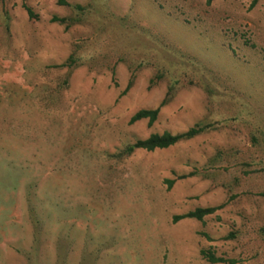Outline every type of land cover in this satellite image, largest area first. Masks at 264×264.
<instances>
[{
  "label": "rangeland",
  "instance_id": "obj_1",
  "mask_svg": "<svg viewBox=\"0 0 264 264\" xmlns=\"http://www.w3.org/2000/svg\"><path fill=\"white\" fill-rule=\"evenodd\" d=\"M103 2L107 11L210 68L237 93L241 109L208 101L200 86L182 84L151 126L147 120L130 124L135 111L159 103L167 85L163 80L149 88L154 68L148 66L124 92L130 70L122 62L115 79L103 65L76 67L57 93L56 80L66 69L47 65L98 32L91 24L65 29L49 21L69 12L57 0H5L11 18L9 33L0 18V264H28L36 231L29 203L44 215L40 264L59 256L65 264H211L201 249L235 260L215 264H264V0L254 7L251 0ZM23 3L37 18L28 17ZM116 34L109 29L102 39L120 48ZM111 46H105L110 54ZM244 108L248 116L188 141L112 156L152 132L184 131L207 115L222 113V119ZM217 150L234 152L210 164ZM191 171L208 175L177 178L168 188L166 178ZM221 203L202 220L172 221L175 214ZM230 232L236 236L226 238Z\"/></svg>",
  "mask_w": 264,
  "mask_h": 264
},
{
  "label": "trees",
  "instance_id": "obj_2",
  "mask_svg": "<svg viewBox=\"0 0 264 264\" xmlns=\"http://www.w3.org/2000/svg\"><path fill=\"white\" fill-rule=\"evenodd\" d=\"M211 1L212 0H206L207 4ZM258 1L259 0H251L250 7H254ZM4 2L5 0H0V18L4 30L9 33L11 17ZM57 2L60 5L67 6L69 12L62 16L53 14L49 21L63 25L65 29L74 25L91 24L99 35V39L97 37L89 41V38H85L80 42L73 43L70 53L63 61L58 64L47 65V68L49 69H66L65 74L58 76L56 80V87L53 90L57 93L68 86L70 73L76 67L87 65L88 68H95L99 65H103L111 71L112 78L115 79V65L122 62L130 70V76L124 88V92L132 86L137 71L148 66H153L154 68L153 75L149 79L148 87L151 88L163 80L166 81L167 85L165 94L159 103L154 108H141L135 111L129 118L128 122L130 124L139 120H147V124L151 126L157 120L161 108L173 100L179 86L182 84L200 86L206 92L208 101H213V103H221L226 100L233 105L242 104L237 93L233 91L230 86L225 87L218 82L217 77L212 75L214 74L213 71L202 62L171 46L165 41V39H162L160 35L152 34L151 31L144 28H137L131 20L129 21L125 17L117 16L107 11L103 0H88L85 3L69 2L67 0H57ZM22 6L30 19L37 18V14L28 4L23 3ZM112 28H116L117 31L114 39L117 41H123L124 45L120 48L115 44L116 48L112 47L107 42L109 39H102V35ZM106 45L111 46L112 52L114 53L116 51V54H110L105 51ZM4 92L6 95L7 92L5 90ZM51 97L53 96H49V98ZM237 108L241 109L238 105ZM238 109L235 114H231L230 117L228 116L222 119H219L222 113L219 115L216 114V116L207 115L210 118H202L184 131L176 133L170 131L152 132L147 137L136 138L133 142L126 143L117 152L113 153L112 156L116 159H122L131 155L138 149L153 151L155 149L167 148L193 139L202 133L216 130L227 120L235 121L237 119H242L243 115L246 114V116H248L249 113H251L250 110L245 108L244 109L247 110V112L239 111ZM258 133V128L251 132L250 139L254 146L258 145ZM233 152L234 150H217L209 159V163L213 164L222 159H230V157L233 156ZM195 174H199L202 177L208 175L205 171H191L187 174H181L173 179L166 178L165 182L168 184L169 188L177 178H184ZM235 180H238V178H235ZM26 195H32L31 191L27 190ZM223 205L224 203L216 206H198L184 213L175 214L172 217V221L176 222L184 218L202 220L204 216L214 213L222 208ZM44 209L45 208L42 209L43 212ZM28 210L30 218L33 219V225L36 227V231L31 248L28 250L29 254L27 255V262L28 264H40L38 261L41 244L39 236L42 232H40V235H38V233L40 231L39 227L43 224L41 218L44 217V215L42 217L40 216L41 210H39V205L36 209L29 203ZM45 232L47 231L44 227L43 233ZM50 234L51 233L44 235L49 237ZM235 236V233L230 232L225 237L232 238ZM200 254L211 264L219 262H235L234 259L218 256L208 249H201ZM60 257L61 256L54 259L53 264H65V259H60Z\"/></svg>",
  "mask_w": 264,
  "mask_h": 264
}]
</instances>
